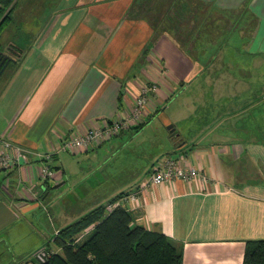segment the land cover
Masks as SVG:
<instances>
[{
	"label": "crops",
	"instance_id": "obj_1",
	"mask_svg": "<svg viewBox=\"0 0 264 264\" xmlns=\"http://www.w3.org/2000/svg\"><path fill=\"white\" fill-rule=\"evenodd\" d=\"M8 1L0 0V9ZM11 2L0 50L19 60L0 76V136L29 154L0 168V228L19 219L16 211L29 218L42 208L52 232L67 226L50 213L58 203L51 188L75 186V193L93 177L76 178L70 163L99 158L125 133H140L166 113L176 136L169 132V151L157 153L144 177L165 158L200 175L145 188L130 209L134 225L180 244L183 264H243L247 243L264 239V0H171L170 10L156 2L154 14L134 0ZM151 86L155 92L139 105ZM126 118L135 123L115 138L58 152L50 161L55 177L42 180L39 154ZM141 180L112 187L96 180L98 195L79 214L135 191ZM40 244L34 238L35 248Z\"/></svg>",
	"mask_w": 264,
	"mask_h": 264
},
{
	"label": "rangeland",
	"instance_id": "obj_2",
	"mask_svg": "<svg viewBox=\"0 0 264 264\" xmlns=\"http://www.w3.org/2000/svg\"><path fill=\"white\" fill-rule=\"evenodd\" d=\"M138 2H141L142 5L148 9L151 7V0H141ZM155 2H157V6H159V8L162 7L165 10L169 8L170 1L168 0H155ZM12 3L13 2H11L8 7V11L14 6V3ZM176 10L177 9H174L173 11L174 16L175 13L179 14ZM8 11H5L2 17H5ZM153 14L151 17H154ZM179 16L181 17V15ZM224 45L225 43L220 44V47H223ZM250 109L251 107L249 105L242 111L245 113V118L250 117ZM168 120L169 117L166 113L158 116L157 118H152L151 124L140 133H125L120 140L116 141V143L112 145V147L104 148L99 155V158L95 156L88 159V157L82 156L75 160L80 162V164L70 163L73 166L72 169H74L72 173L76 175V178L83 173H90L93 177L90 180H87L86 183L79 188V190L75 191V193V186L68 187L65 185L57 189L55 187L51 188L52 194L57 195L56 201L58 202L54 208L53 206L51 207L50 213L54 216L53 218H55L60 225H66L65 223L69 225L72 221L77 219L75 218L72 221L68 220L70 218L72 219L73 215H75V217H79L78 215H80V211L84 209L88 203L93 201L96 195H98L96 188L94 187L96 180H100V182H102L104 179L103 183L105 184L107 182L105 177H108L109 182H107V185L111 187L119 181L127 179L132 180L135 177H138L139 180L142 179L141 182H144L146 180L144 177L146 171L145 167H147L150 161H152L155 157V160L157 159V153L160 150H164L166 152L169 151L167 150L170 144L169 127L174 125L169 122L167 123ZM188 129L194 130L192 126H188ZM228 129L233 128L228 126ZM244 133L250 134V130L244 129ZM250 140L256 141V139ZM60 153L65 152L61 151ZM99 162L101 164H105V166L101 170L96 169L94 171H90L91 166L95 164L97 165ZM70 189H72L71 194H68ZM76 189H78V187ZM16 215L19 217L18 220L5 224L0 228V264H34L31 262V258L35 257L33 255L41 250L46 251V241H50L53 237L54 232H52L51 229L52 220L46 213V209L43 208L40 212L35 213L34 216L29 218L27 215L24 216L21 211H16ZM20 216L22 218H20ZM68 221L71 222L69 223ZM32 223H34L35 226H32ZM32 227L35 228L34 232ZM49 228L51 233L47 236ZM34 238L39 241L41 240V244L37 248H35L36 244L34 245ZM170 243L178 249L181 248L180 244L172 240H170ZM51 248L54 253H61V250L55 243L51 244Z\"/></svg>",
	"mask_w": 264,
	"mask_h": 264
},
{
	"label": "trees",
	"instance_id": "obj_3",
	"mask_svg": "<svg viewBox=\"0 0 264 264\" xmlns=\"http://www.w3.org/2000/svg\"><path fill=\"white\" fill-rule=\"evenodd\" d=\"M10 3L11 0L0 9V18ZM150 5L153 13L155 0H151ZM12 11L13 7L3 17L0 32L10 21ZM171 135L172 138L176 136L175 133ZM51 168L56 172L53 166ZM127 194L121 193L94 207L54 232L52 239L46 241V264H183L182 247L178 249L172 245L164 233L134 225L133 212L125 206L110 208ZM90 228L93 229L88 232ZM53 243L61 250L60 254L51 250ZM243 264H264V239L247 243Z\"/></svg>",
	"mask_w": 264,
	"mask_h": 264
},
{
	"label": "built area",
	"instance_id": "obj_4",
	"mask_svg": "<svg viewBox=\"0 0 264 264\" xmlns=\"http://www.w3.org/2000/svg\"><path fill=\"white\" fill-rule=\"evenodd\" d=\"M155 86L148 87L144 90L142 98L139 101V105H143L150 91H155ZM144 95V96H143ZM136 118H126L119 121L104 122L101 126L88 129L85 132L74 133L72 136L66 138L58 149L53 150L47 154H39L42 157L43 163L40 165V177L42 180H50L55 177V171L51 168V159L60 151L66 152L79 147L87 149L101 138L113 139L124 130L130 128L135 123ZM26 154H29V150L25 147L17 145L10 140L0 136V168H7L12 165H19L25 159ZM200 175L198 169L191 168L183 170L180 167V163L177 159L165 158L158 162L151 173L144 182L136 188L135 191L125 195L118 202L111 205L110 208L116 206H125L131 209L136 202L140 199V193L147 187L152 185H160L163 182L172 181L178 177L185 180L192 181ZM44 250L38 251L35 257L44 254Z\"/></svg>",
	"mask_w": 264,
	"mask_h": 264
},
{
	"label": "water",
	"instance_id": "obj_5",
	"mask_svg": "<svg viewBox=\"0 0 264 264\" xmlns=\"http://www.w3.org/2000/svg\"><path fill=\"white\" fill-rule=\"evenodd\" d=\"M4 57L5 59L0 63V76L11 61L17 62L19 60V57L13 56L8 52L4 53ZM169 130L171 133H175L174 126H170ZM31 262H33L34 264H38V263L46 264L48 262L47 252L45 251L44 254H42L41 256L31 258Z\"/></svg>",
	"mask_w": 264,
	"mask_h": 264
},
{
	"label": "flooded vegetation",
	"instance_id": "obj_6",
	"mask_svg": "<svg viewBox=\"0 0 264 264\" xmlns=\"http://www.w3.org/2000/svg\"><path fill=\"white\" fill-rule=\"evenodd\" d=\"M7 51H1L0 50V63L5 59L4 57V53H6ZM9 53V52H8Z\"/></svg>",
	"mask_w": 264,
	"mask_h": 264
}]
</instances>
